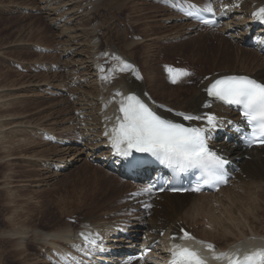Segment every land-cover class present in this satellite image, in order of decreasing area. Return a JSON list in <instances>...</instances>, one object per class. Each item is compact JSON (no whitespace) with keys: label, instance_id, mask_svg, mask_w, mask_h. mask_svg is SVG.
<instances>
[{"label":"rangeland","instance_id":"374dc122","mask_svg":"<svg viewBox=\"0 0 264 264\" xmlns=\"http://www.w3.org/2000/svg\"><path fill=\"white\" fill-rule=\"evenodd\" d=\"M46 1L49 0H0V118H2L0 121L4 120L0 123V137L6 138L5 142L11 141L5 144V148L0 144V160H3L0 162V264H55L61 263L62 261L59 262V260L62 259V264H65L64 254L57 251V248L68 246L67 244L54 241L52 247L50 245L47 247L29 236L26 244L23 245L27 250L21 251L15 248L17 239L12 242L9 238H5L7 237L6 233L10 230H18L19 227L30 225L29 227L34 229L31 228L30 231H35L36 228V230L42 229L41 231L45 232H50L53 229L54 232V230H58L61 221L62 223L71 221L73 236L66 239V242H74V235H77L81 231L82 225L86 223L101 224L98 226L111 221L126 223L131 216L138 215L135 212L137 204L132 200L135 195H140V193L131 191L132 184L130 183V185L127 181L126 183L121 182L116 175L109 174L108 169L95 167L89 162L90 156L96 155L92 151L93 148L97 145L100 147V143L96 141L100 134L99 131L101 132L99 118L102 112L99 109V104L103 99L107 100L104 93L109 88H104L100 82L96 83L93 79V70L89 71V74L85 73L86 66L91 65L88 64L91 61L88 57L92 55L95 58L98 57L97 61H100L99 56H95L100 51L92 53L94 50H91L90 53V46L93 47L94 43H90L88 46H83V44L96 37L95 40L99 38L101 41L99 48L101 52L110 49V51L117 50L126 55L133 63L139 65L145 74L144 82L147 94L155 101L170 107L176 105L179 107L188 99L186 94H183L179 98L180 101L177 102L176 96L174 98L162 96L163 92H167V90H161L157 82H166L165 89L169 85L170 87L177 86V82H172L170 68L189 71L190 75L186 76L187 79L180 89L193 92L199 87L198 83L204 75L220 71L229 74L241 72L254 75L257 65L264 62L257 54L246 48L248 53L241 56L240 49L243 46H237L241 41H235V38H240L238 32L235 37L234 33L228 34L225 27H222L220 35L219 30H217V34L215 31H210L209 34H216L218 38L213 39V44L203 46V42L208 39L206 30L194 36L192 34L194 27L187 22L179 23L175 12H170L169 8L165 10L167 7L162 6L163 0H101L100 4L95 7V13L85 16L79 14L77 10V6H80L76 4L78 0L76 2L74 0H54L49 3L52 4L51 6ZM193 1L203 7L211 4L212 9L214 8L213 0ZM229 2L231 3L232 0H227L224 4ZM58 7L59 9L55 12L54 9ZM60 11L64 15L68 12L67 19L63 22L60 21L63 20ZM75 12L78 13L79 18L88 21L81 23L84 19H75L77 16L74 14ZM126 18L131 22L127 23ZM243 18L245 17L242 13L232 14L230 22L242 27V23H245ZM94 24H97L95 26L97 30L91 34L90 28H93ZM230 26L231 24L227 27ZM244 28L245 25L242 30ZM186 30L191 31V35L187 39L183 35V31ZM180 36H184V38H179ZM200 38H203L202 42L197 41ZM134 40H142V43ZM225 41H230L231 44L226 45ZM187 42L189 47L176 51L179 49L178 45ZM130 43L132 45L126 50V45ZM42 47L49 50L53 47L55 51H52L51 54L42 53ZM201 47H203V51H201ZM173 48L177 49L173 50ZM75 49L79 50L74 51ZM227 50L231 52V57H227L228 61L226 59ZM49 63L64 66L65 72H62L61 69L50 68ZM112 63V61H107L106 65ZM185 65L186 67H184ZM49 68L52 73H62L63 75L60 78L52 77L49 75ZM60 68L62 67L60 66ZM74 79L79 84L82 79L86 80H82V87H80ZM67 80L68 82H65ZM49 84L54 85L55 88L50 89L49 94L44 95L41 91L44 88L48 90L44 85ZM59 84L61 90L71 88L70 92L75 95L76 99L67 102L66 99L69 97L65 93L61 98L56 90ZM168 91L171 93L172 89L170 88ZM99 98L101 99L99 100ZM78 111H81L80 114L83 115V117L79 116L81 125L74 121V118H77L75 112ZM231 114L233 113L228 111L225 116H231ZM86 121L90 126L93 124V127L87 126ZM16 126L22 127L20 129ZM94 127L93 131L95 132L92 131ZM40 131H46L49 134L50 142L55 135L52 140L62 136V138H68L62 140L69 141V139L76 138L77 142L81 143L78 138L82 139L84 132H87L88 137L93 141L88 140L90 146L89 148L84 146V153L74 150L76 148L73 146L67 151L68 148L52 146L44 139L43 135L41 136ZM92 136L94 137L92 138ZM18 139L23 141L25 139L26 144L25 142V145L19 143ZM84 145L87 146V144ZM11 154L13 158H11ZM81 154H83V159L80 157ZM9 155H11L10 158ZM67 158L71 159H68L69 164L66 165L73 166V161L77 160L70 171L59 172L56 169L53 172L50 171L49 167L52 162L60 160L57 162L60 164ZM7 171L11 173L12 178L7 176L10 179L4 180ZM11 186L13 187L11 188ZM238 186L237 184L231 185L230 191L238 193ZM11 189L18 191V194L14 195L16 197H13V201L9 197ZM225 193L218 199L228 201L226 199L229 197L228 192ZM214 199L212 200L215 201ZM237 216L239 215L237 214ZM239 217L242 219L241 216ZM190 219L186 220L192 222ZM137 222H139L138 226L147 227L148 225V220L144 216ZM51 223L53 224L51 225ZM29 227L27 228L29 229ZM210 228L211 225L205 226V229L203 227L208 234L212 232V229L209 230ZM203 229L200 225L193 231L201 236ZM249 236L253 237L251 233ZM237 239L231 236L229 240L235 242ZM253 239L255 238L253 237ZM8 241L12 242L14 247ZM143 241L144 237L141 238V242ZM236 244H239L238 240ZM220 247L224 248L225 245L220 244ZM122 253L124 254V252ZM52 258H56L53 260L54 262ZM41 260L47 262H41Z\"/></svg>","mask_w":264,"mask_h":264},{"label":"bare ground","instance_id":"6f19581e","mask_svg":"<svg viewBox=\"0 0 264 264\" xmlns=\"http://www.w3.org/2000/svg\"><path fill=\"white\" fill-rule=\"evenodd\" d=\"M53 1L54 0H49V1H46V3L49 4ZM74 1L76 2L77 0H74ZM80 1L81 0H78L76 4L78 5ZM234 2H238L239 5L237 7H234ZM254 3H257L256 7H253ZM51 5L49 4V6H51ZM221 5L222 6L228 5L229 11L227 13H225V15H224V17H226L228 19H229V15L231 14V12L233 10L236 9V10L240 11V12H238V14L242 13V15L245 17V18H243L244 19L243 21H245V23H246L245 27H246L247 25H251L253 23V21L257 18V16L254 15V13H258L261 8H264V1H261V0H232L231 3L229 2L227 4H221ZM79 7L80 6H77L78 9L77 8L76 9L79 10ZM109 8H111V7H109ZM58 9H59V7L55 8L54 11L56 12ZM166 9H168V7L165 8V10ZM168 10L170 12L174 13L173 10H171V9H168ZM74 14L77 15L75 19H84V18H79L77 12H75ZM235 14H236V12H235ZM87 21H86V19H84V21H82L81 23H86ZM227 26H229V24H227V25H226V23L223 24V27L228 29L229 27H227ZM204 29L206 31H208V35H207L208 39H206L203 42L204 43L203 46L213 44V39L215 37L218 38V36H216V34L212 35L209 33H210V31L214 32L215 29H213V28H204ZM90 30H91V34H93L94 32H96L97 28L93 27V28H90ZM244 35L245 34H242V36H244ZM181 37L182 36H180L179 38H181ZM185 39H187V38H185ZM90 43H93L92 39L90 41H88L86 44H83V46H88ZM188 44H189L188 42L186 44L181 43V45H178L179 49L173 48V50L177 49L176 50L177 52L181 51L185 47H187ZM225 44L229 45L231 43H230V41H225ZM131 45H132L131 43L126 45L125 49L127 50V48L130 47ZM239 45H242V42H240L237 46H239ZM180 47H182V48H180ZM202 49H203V47H201V51H203ZM186 50H187V48H186ZM95 52L96 51H94L92 53H95ZM106 52H112L111 57L114 60L119 61L118 63H119V66L121 67L120 69H118L120 72V75L118 77H116L115 79H113L112 82H110L111 84L108 86L109 90H106L104 93L107 100L105 101L103 99L102 102L99 104V106H100L99 109H100V111L102 110L101 117L100 118L98 117L101 121V125H100L101 126V132L99 135L95 133L96 135H98L97 136L98 139L96 141L100 143L99 144L100 147H101V145H103L104 150L106 152H113V153L117 152L116 149L113 147V144L111 142V136H112L111 130L117 126V124H118L117 118L122 117V113H120L119 108H118L120 106V101L123 99V96H128L133 92H137L139 95L143 94V101L146 102L158 115H160L164 119H169V120L174 121V122L183 123L185 126H192V127H199L200 125L207 124L206 119L201 120V121H184L182 119V117L175 114L173 112V110H171V108L168 105L160 106L157 101L153 100V97L146 94L145 82H143V80L141 78H139L138 76H134L131 79L128 78V76L131 77V73L133 71V63L130 60H128V61H130L129 63L121 61L122 57L116 53V52H118L117 50H114V51L111 50L110 51V49H109V51H106ZM251 52L256 53L258 55V53L253 51V50ZM247 53L248 52L245 50V48L240 49V54H242L241 56H243ZM253 55H255V54H253ZM93 57L94 56L90 55L88 57V59H95L94 62H96L98 60L97 59L98 57L97 58H95V57L93 58ZM171 57H173V56H171ZM222 57H225V56H222ZM227 57H231V52L229 50H227V53H226V59L228 61L229 58H227ZM238 57H239V55H238ZM89 62H92V60ZM99 62H98V64H100ZM182 65H184V64H182ZM184 67H186V65ZM254 71H255V74L253 77L256 78L257 81L264 83V62L262 64H258L256 70H254ZM218 73L219 74L217 75V77H215L213 75L210 79H206L204 81V83L201 84L199 87H197L193 92H190L189 90H186V89H183V90L180 89V88H182V85L186 81L188 75H187V77L186 76L180 77L178 79L176 87H170V85L168 84L169 86H167V89H165V86H166L165 83L166 82L162 83L161 81H159V82H157V84L161 90L162 89L167 90V92L162 91L163 92L162 96L164 98H174L176 96L178 98L176 100V102H177V101H180L179 98L183 94L188 95L187 101H185L184 103H181L179 107L177 105L173 106V107L177 108L178 110L184 109L187 112H190V114H198V115H203V113L204 114L205 113H218L219 117H224L225 114L231 110H229L227 107H225L224 105H222L216 101L209 100L206 96V87L212 81L217 79L218 77L226 76V75H234V73H237V72H233V73L229 74L227 72L220 71ZM238 75H241V72ZM245 75H247V74H245ZM205 76L206 75H204V77ZM204 77H203V79H204ZM67 87H69V86H67ZM170 88L172 89L171 93H169V91H168V90H170ZM117 93H120L121 95H117ZM116 98L119 100H116ZM100 99L101 98H99V100ZM208 103H210V107H204V105L208 104ZM101 107H102V109H101ZM233 115H235V114H233ZM5 116H4V118H5ZM6 117L8 118V116H6ZM0 119H2V118H0ZM92 119H89V120L91 121ZM3 121L4 120L0 121V123ZM74 121L79 122V124L81 123L80 117L74 118ZM92 121H94V120H92ZM5 122H6V120H5ZM77 122H76V125H78ZM91 125L92 126H90L89 123L87 122V126L93 127V124H91ZM18 127L21 129L22 126H16V128H18ZM90 127H89V129H90ZM216 127L218 129L220 128V126H218L217 123H216ZM85 128L87 129V127H85ZM78 129H77V131H78ZM93 130H95V127H94V129H92V131ZM75 131H76V129H75ZM97 131H98V129H97ZM88 132H89V130H88ZM93 132H95V131H93ZM0 134H1V130H0ZM82 134H84L82 136L83 138L82 139L78 138L79 140H81L80 144L81 145L87 144V146L86 145H84V146L89 148L90 144H88V140L91 142L93 140L88 137L87 132H84ZM54 136L55 135H53V137ZM93 137L94 136H92V138ZM52 138H51V141H52ZM5 139L6 138H3L2 136L0 137V144L3 145L4 148H5L6 143L11 142L10 140L5 142L4 141ZM9 139H11V138H9ZM25 139H24V141L18 139L20 141L19 143L24 144V142H25V144H26ZM55 139L63 141L62 139H59V138H55ZM10 144H13V143H10ZM16 145H18V144H16ZM29 145H31V144H29ZM26 146L28 147V145H26ZM215 146H217L219 148V155H223V156L228 155L232 158L241 157V162H240L241 170H240V172L236 175V177L234 178L233 181L228 183L226 188L220 190L215 195H213V194H200V195H193V194L192 195H188V194H185V195H168V194H163L161 196V199L158 197H154V196L148 197L147 200L151 201L152 204L155 205V209L151 212H148V214L144 215V217L148 220V225H147V229H146V234L144 236V241L142 242V244H150L157 239H161L162 240L161 242L163 244H167V247L165 248L166 250H168L169 247H171V246H173V249H174L175 245L173 243H171V240H169V237L171 234L175 233L176 222L182 220L185 217L192 218L193 219V220L191 219L192 221L197 222V220L200 217H203V218H208V220L206 221L208 224H205V226L211 225V228L209 230L212 229V232L208 234L207 230H204L205 228L203 229V227H202L203 230L201 232L202 233L201 237H202V241H205V243L200 242L199 239H197L195 236H192L193 239L183 240L181 247H188V248H191V249L199 252L201 257L205 259L206 264H229L228 259H215L214 257L215 256L227 257V256L239 255V257L242 258L244 255L245 249L251 248V246L255 247V246L259 245L260 247H262L264 249V148L253 149V150H242L240 147H232L231 145L225 144L222 141L217 142L215 144ZM20 147H21V145H20ZM92 147H94V146H92ZM98 148L99 147L97 145L96 147L93 148L92 151L96 152L98 150ZM70 149L71 148L68 147L67 151H69ZM8 151H9V149H8ZM11 155H9L8 157L10 158ZM92 155H94V154H92ZM100 155L104 156L105 152L103 151L102 153H100ZM11 158H13V155ZM10 161H12V160H10ZM10 161H9V163H10ZM0 162H3V160H0ZM54 162H58V161H54ZM10 175H11V173L8 172L6 174V177H4V178H6L4 180L10 179L9 177H7ZM117 179H119L121 182H124V183H126V181H127V183H131V182H129V180L122 179L121 177H119ZM12 182H13V180H12ZM233 184L239 185L238 186L239 187L238 193H233L230 191L231 185H233ZM7 186H8V184H7ZM8 187H10V186H8ZM12 187L13 186H11V188ZM131 188H132L131 191H138V190L140 191V187H138L137 185H134ZM8 189H10V188H8ZM11 191H12V189H11ZM225 192H228V196H229V197L226 196V197H228V198H226L228 200L226 202H225V200L218 199V197L220 198V195L224 194ZM15 194L17 195L18 191H12L9 193V197L11 198V201H13V197H16V196H14ZM213 198H215L214 199L215 201L212 200ZM163 199H164V201H161ZM216 199H218L217 202H216ZM11 201H10V203H11ZM139 207L141 208L140 210H144V211L147 210L146 201H143L141 203V205H139ZM237 212H239V213H237ZM237 214L239 216H241L242 219L239 216H237ZM138 220H139V217H133V221L130 224H132V225L135 224V226L138 227V224H139V222H137ZM134 221H136V222H134ZM59 222H60V220H59ZM70 222L71 221H65L62 223V221H61L59 228H57L58 230H54V232L52 231L53 229L50 232L41 231L42 229L39 231L38 229L36 230L35 227H34L35 231H32V230L30 231V229L32 228V227H29L30 225L26 226V227L23 225L24 227H19L18 230H15V229L10 230L9 232L6 233L7 237H5V236L4 237L9 238L12 242H13V240L17 239L18 240L17 242L14 241V242H16L15 248L18 250H21V251H25L26 248H24L23 245L26 244V242H27L26 240H28L29 236H32L38 242L47 245V247H49V245L52 247L54 245V241H60V242L68 245V246L57 248V251H59L62 255L64 254L63 258L66 260V257L69 253H76L77 251L81 250V243L80 242H81V234L84 233V231H82L83 229L90 230V227L98 228V229L102 228L105 230L104 232H106V230H107L106 226L107 225L115 224V222H113V221L103 223L102 226H98L101 224L95 225L92 223H86V224L82 225L81 232H79L77 235H74V240H75L74 242H66V239H70L71 236H73V231L71 230L73 225ZM52 224L53 223H51V225ZM25 225H27V224H25ZM27 227H29V229ZM52 227H54V226H52ZM249 232L255 238L254 240H251L253 238L249 239L250 238ZM231 236L235 237L236 239L238 238L237 240L239 241V244H236L237 240L235 242L230 241L229 239L231 238ZM72 241H73V239H72ZM178 241H179V239L175 240L176 243ZM12 242L8 241L9 244H12ZM209 244L213 246L212 251H210L207 247V245H209ZM220 244L225 245V247L221 248ZM12 246L14 247L13 244H12ZM14 251H17V250H14ZM28 261L30 262L29 259H28ZM41 262H47V261L41 260ZM146 262H145V264H146Z\"/></svg>","mask_w":264,"mask_h":264},{"label":"snow or ice","instance_id":"6c2138e0","mask_svg":"<svg viewBox=\"0 0 264 264\" xmlns=\"http://www.w3.org/2000/svg\"><path fill=\"white\" fill-rule=\"evenodd\" d=\"M200 11L212 12L211 4ZM192 15V13H188ZM264 22V8L254 13ZM212 23L211 21H204ZM172 82H178L179 77L190 75L186 70L169 69ZM208 97L228 105L237 106L248 125L251 126L249 143L264 144V83L257 82L246 75H226L215 79L206 87ZM117 95H121L117 93ZM204 107H210V103ZM122 117L111 132V142L117 153L129 156L133 151L148 153L166 166L180 171L198 169L205 183L209 179L224 182L222 167L226 163L222 156L209 149L205 128L185 126L183 123L164 119L136 95H128L120 101ZM184 121L205 120L207 125L216 127L215 117L205 113L181 114ZM151 189H145L150 191ZM193 191H199L196 187ZM183 231V230H182ZM175 239V237H173ZM181 239H193L184 232ZM210 251L212 245H207ZM215 259H228L229 264H264V252L246 255L215 256ZM171 264H206L200 253L175 245L172 250Z\"/></svg>","mask_w":264,"mask_h":264}]
</instances>
